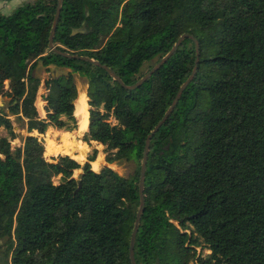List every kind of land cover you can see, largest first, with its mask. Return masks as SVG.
I'll list each match as a JSON object with an SVG mask.
<instances>
[{
    "label": "trees",
    "instance_id": "16d2710c",
    "mask_svg": "<svg viewBox=\"0 0 264 264\" xmlns=\"http://www.w3.org/2000/svg\"><path fill=\"white\" fill-rule=\"evenodd\" d=\"M57 6L0 14V264H132L146 141L190 77L196 46L186 39L128 90L50 51ZM185 34L200 43L199 70L151 140L136 264H264V0H64L54 44L132 86ZM40 64L71 72L43 82ZM76 73L88 81L82 140L104 147L100 171L97 149L84 164L51 161L40 139L51 127L78 130ZM122 161H135L132 176L108 166Z\"/></svg>",
    "mask_w": 264,
    "mask_h": 264
},
{
    "label": "water",
    "instance_id": "95a60500",
    "mask_svg": "<svg viewBox=\"0 0 264 264\" xmlns=\"http://www.w3.org/2000/svg\"><path fill=\"white\" fill-rule=\"evenodd\" d=\"M7 1H9V0H0V4H4ZM63 2H64V0H58V6H57L56 15H55V20H54V23H53V27H52V31H51V35H50V39H49V49H50V51H52L56 55H59V56H62V57L71 58V59H75V60H80V61H83V62H87V63L93 64L95 66L101 67L103 70H105L114 79V81L118 82L121 86H123L124 88H126L128 90H136V89L140 88L143 84H145L157 71H159L168 62V60L176 53L178 48L182 45V43L186 39L193 40V42L195 43V46H196V52H197L196 62H195V67H194L190 77L182 85V87L178 91V93H177V95H176L171 107L168 109V111L164 115L163 119L158 123V125L155 127V129L151 132V134L149 135V137H148V139L146 141L145 152H144V157H143L142 167H141L140 187H139V194H140L141 203H140V207H139V210H138V213H137V216H136V221H135V224H134V230H133V234H132V237H131V245H130V259H131V263L132 264H136L134 248H135L136 238H137V235H138V232H139V229H140L141 220H142V217H143L144 212H145V180H146V171H147L148 159H149V155H150V151H151V140L154 137V135L160 130V128L165 124V122L168 120V118L172 115V113L174 112V110L177 107L178 103L180 102L184 91L188 88V86L193 82L194 78L196 77L197 72L199 70V64H200V43L191 34H185V35L181 36L179 38V40L174 44V46L171 49V51L165 57H163L161 59V61L147 75H145V77H143L135 85L127 86V85L124 84V82L121 80V78L114 71H112L107 66L102 65L100 62L95 61V60H93V59H91L89 57H84V56H79V55L63 52V51L59 50L55 46V44H54L55 35H56L57 28H58V25H59L60 15H61V11H62V8H63ZM89 32L90 31H89L88 27L85 25L82 28L74 30L73 35H76V34H79V33L87 34ZM52 77L56 78V76L53 75V74H52ZM14 129L16 131L18 130V128L16 126H15Z\"/></svg>",
    "mask_w": 264,
    "mask_h": 264
},
{
    "label": "rangeland",
    "instance_id": "374dc122",
    "mask_svg": "<svg viewBox=\"0 0 264 264\" xmlns=\"http://www.w3.org/2000/svg\"><path fill=\"white\" fill-rule=\"evenodd\" d=\"M42 1H46V0H9V1L6 2V4H4L5 5L4 7H3V4H0V14L9 15V14L13 13L15 10H17L18 8H21V7L28 8V7H31V6H33L35 4H37L38 2H42ZM36 74H37V76H39L41 78L45 77V80H47L48 77L50 76L49 73H44L42 65L38 66V68L36 69ZM63 74H67V73H65L64 71H60L59 74H55V75H56V77H58V75L60 76V75H63ZM74 78H75V82H76L77 89H78V99H77V101H78L83 90L85 91L86 96H87L88 81H87L86 78H84L83 76H81L80 74H77V73L74 74ZM6 102H7V99H5L3 97H0V104L2 106H4ZM39 104H40V106H39ZM37 105H38L37 106L38 109L41 111V106L42 107L44 106L43 101L39 100ZM42 115L46 116V113L45 114L42 113ZM78 123H79V121H78ZM79 130H80V126H79ZM63 131L67 132L65 130H63ZM77 131L70 132L71 134H67L66 133L64 135H61V134H55L53 131H49L48 130L47 133L45 135H43V137L40 136V139L43 140L44 143H45V149H46L47 154H48V155H46V157L49 158V155H51V153H52L51 152L52 149L50 147L46 146L47 141L45 139H47V134L48 133L50 134V138H53L55 140L57 139V141L55 142L56 144H59V143L65 144L67 141L70 142L72 140L73 141V142H71L72 147H73V149L71 150V152H72V151H74V149H77V148H75V142H74ZM17 132H19L21 134V136H25L26 135L25 131L19 130V128H18ZM5 135H7V132L4 129H2V130L0 129V136H5ZM61 140H63V141H61ZM12 145H13L14 148L20 147L22 145V137H19L18 140L13 141ZM99 150L101 152H103L104 148L100 146ZM53 152H54V154L57 153L56 151H53ZM91 152H92V149H91ZM67 155H69V154H67ZM69 156H71V155H69ZM101 157H102V161L106 162V155L102 154ZM111 166H112L111 168H113L118 174H120V175H122L124 177L132 176L134 174V172H135V169H136L135 161L117 162V163L112 164ZM98 168H95V169H98ZM2 244L3 243L0 242V246ZM200 250L201 249L199 248L198 251H200ZM209 253H210L209 251H205V254H209Z\"/></svg>",
    "mask_w": 264,
    "mask_h": 264
},
{
    "label": "crops",
    "instance_id": "0c3cea01",
    "mask_svg": "<svg viewBox=\"0 0 264 264\" xmlns=\"http://www.w3.org/2000/svg\"><path fill=\"white\" fill-rule=\"evenodd\" d=\"M4 4H6V3H4ZM4 4H3V7L5 6ZM40 66H41V64H40ZM50 69H51V71L49 73L50 76H52V74L53 75L59 74L60 71H64L67 74L71 72L69 69H62V68H58V67H55V66H50ZM43 70H44V73H46L45 72L46 68L43 67ZM42 80L44 82L45 77H42ZM44 93H45V89L42 88L41 91H40V93H39V97H38V100H37V104H38V101L39 100L43 101L42 100V95ZM83 96L86 97V100H87L86 103H87L88 110H89L88 98H87L86 93H85L84 90L82 91V94L80 95L79 100ZM78 101L75 102V106H76V104H77ZM43 104L45 106V102L44 101H43ZM44 106L41 108V111L38 109V111H39V113H40V115L42 117H45V115H42V113L45 114ZM0 107H3V106L0 104ZM88 128H89V119H88ZM0 129L2 130L3 128H0ZM49 131H53L55 134H61V135H64L66 133L67 134H71L70 132H64L63 130H58V129L53 128V127L49 128ZM87 131H88V129L85 130V131H80L79 128H78V131H77L76 136H75V141H74L75 142V148H77V149H74V151H72V152H71V150L73 149L72 144H71V142H73L72 140L70 142L67 141L65 144H62V143L56 144L55 142L57 141V139L55 140L53 138H50V134L48 133L47 134V139L44 138L47 141L46 146H48V147H50L52 149V151H51L52 153H51V155H49V158L48 159L52 161L53 158H56L59 155H67V154H69V155H71L70 157H72L73 159H75L78 163L84 164L87 161V158H88V155L91 152V149H94L95 148V149H97L99 151V153H98V156H97V160L92 163V168H93L94 171H100V169L103 166H106L107 165V163L105 161H102V157L101 156L104 153L99 150L100 146L101 147H103V146L102 145H99L96 142H93L91 145H88L87 143L83 142V140H82L83 135ZM41 137H43V135ZM61 141H63V140H61ZM53 151H56L57 153L54 154ZM81 159H83V160H81ZM95 164H98V166H99L98 169H95ZM109 166L112 167L111 165H109Z\"/></svg>",
    "mask_w": 264,
    "mask_h": 264
},
{
    "label": "bare ground",
    "instance_id": "6f19581e",
    "mask_svg": "<svg viewBox=\"0 0 264 264\" xmlns=\"http://www.w3.org/2000/svg\"><path fill=\"white\" fill-rule=\"evenodd\" d=\"M86 98L85 96H83L82 99H80L79 102H77L76 104V112H75V116L77 118V120L79 121V126H80V130L81 131H85L88 129V119H89V113H88V106L86 103ZM40 106V104H39ZM42 108V106H41ZM83 160V159H81ZM98 164H95V168H98Z\"/></svg>",
    "mask_w": 264,
    "mask_h": 264
}]
</instances>
